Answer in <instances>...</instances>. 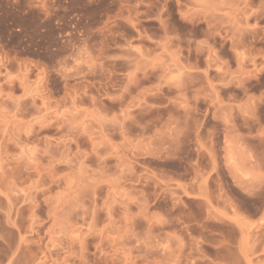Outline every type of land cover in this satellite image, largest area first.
<instances>
[{
  "label": "rangeland",
  "instance_id": "1",
  "mask_svg": "<svg viewBox=\"0 0 264 264\" xmlns=\"http://www.w3.org/2000/svg\"><path fill=\"white\" fill-rule=\"evenodd\" d=\"M0 264H264V0H0Z\"/></svg>",
  "mask_w": 264,
  "mask_h": 264
}]
</instances>
